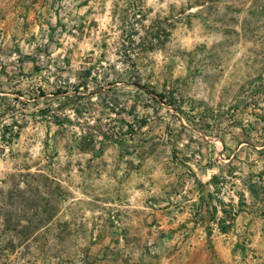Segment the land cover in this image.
<instances>
[{
    "label": "rangeland",
    "instance_id": "obj_1",
    "mask_svg": "<svg viewBox=\"0 0 264 264\" xmlns=\"http://www.w3.org/2000/svg\"><path fill=\"white\" fill-rule=\"evenodd\" d=\"M0 90V264H208L249 163L205 190L213 220L182 191L264 132V0H0Z\"/></svg>",
    "mask_w": 264,
    "mask_h": 264
},
{
    "label": "crops",
    "instance_id": "obj_2",
    "mask_svg": "<svg viewBox=\"0 0 264 264\" xmlns=\"http://www.w3.org/2000/svg\"><path fill=\"white\" fill-rule=\"evenodd\" d=\"M220 140L222 142L221 146L215 145L216 150L212 152V154H215L211 159L209 158L215 161L214 164L205 165L203 162V165L200 164L197 168L200 173H205L206 178H201V180L199 178L195 188L191 186V189L182 191V193L186 191L188 193L184 194L187 196H184V201L181 202L180 208L185 207V203L192 202L190 206L186 205L187 209L190 207V214L195 216L196 213L201 215V213L209 212L213 220L220 212L211 209V203L208 206L206 203L209 202L207 201V196H212V190L217 184L216 181L226 175L229 164L236 165L234 170L238 172L242 171V165L249 163L248 170L240 178L246 183L242 188L241 206L231 227L218 231L208 224L205 228H201L205 229L204 232L201 229L198 230L203 235L200 234V241L195 242L197 246L193 244L194 253L192 257L195 255L199 256L200 259L207 257L208 264H230L233 261L232 259H234L233 262L240 264L241 253L238 252L236 254L233 252L236 244L234 237L240 236V238L247 237V243L252 239L249 245L256 249L255 254L262 256V261L264 260V195L262 193L255 195L248 185L251 182H260L264 191V170H262L264 168V160L253 159L249 155L242 156V154H246L247 151L259 154L264 153V132L256 130L242 131L240 139L232 147L226 139L220 138ZM226 151H230V154L225 155ZM205 190L207 191V196H205ZM245 234L246 236H244ZM204 235L207 239L203 241Z\"/></svg>",
    "mask_w": 264,
    "mask_h": 264
},
{
    "label": "trees",
    "instance_id": "obj_3",
    "mask_svg": "<svg viewBox=\"0 0 264 264\" xmlns=\"http://www.w3.org/2000/svg\"><path fill=\"white\" fill-rule=\"evenodd\" d=\"M1 91H2V90H0V92H1ZM58 93H66V91H62V90H61V91H60V92H58ZM41 95L43 96L44 94H41ZM172 105H174V104L172 103ZM18 134H19V133L17 132V134H16V135H18ZM4 137H5V136H4ZM213 178H214V177H213ZM213 178H212V179H213Z\"/></svg>",
    "mask_w": 264,
    "mask_h": 264
},
{
    "label": "built area",
    "instance_id": "obj_4",
    "mask_svg": "<svg viewBox=\"0 0 264 264\" xmlns=\"http://www.w3.org/2000/svg\"><path fill=\"white\" fill-rule=\"evenodd\" d=\"M219 211H220V212H221V211H226V210H225V207H223L222 209L219 208Z\"/></svg>",
    "mask_w": 264,
    "mask_h": 264
}]
</instances>
